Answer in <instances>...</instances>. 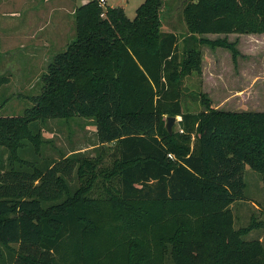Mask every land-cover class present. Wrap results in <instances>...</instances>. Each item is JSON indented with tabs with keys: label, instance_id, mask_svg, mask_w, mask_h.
<instances>
[{
	"label": "trees",
	"instance_id": "16d2710c",
	"mask_svg": "<svg viewBox=\"0 0 264 264\" xmlns=\"http://www.w3.org/2000/svg\"><path fill=\"white\" fill-rule=\"evenodd\" d=\"M164 1L144 0L132 20L98 0L77 7L41 94L22 116L0 115V264H264L262 241L242 239L264 221L234 229L230 209L246 167L264 189V112L216 110L204 94L203 111H181L200 45L238 56L235 43L196 36L264 34V0H182L180 52L161 30ZM72 117L91 119L111 151L41 161L40 123Z\"/></svg>",
	"mask_w": 264,
	"mask_h": 264
},
{
	"label": "rangeland",
	"instance_id": "374dc122",
	"mask_svg": "<svg viewBox=\"0 0 264 264\" xmlns=\"http://www.w3.org/2000/svg\"><path fill=\"white\" fill-rule=\"evenodd\" d=\"M88 1L65 0L64 5L58 6V0H0V74L9 78V83L0 89L2 117H20L33 105L32 99L41 94V78L47 66L75 38L74 10ZM105 2V7L122 8L125 16L132 20L144 0ZM181 6L182 0H165L160 11L161 30L173 32L179 37V52L183 47L182 39L187 36ZM33 32L36 33L35 38L29 36ZM196 37L210 41L226 39L235 43L238 56L234 61L225 48L200 45L201 74L193 72L184 79L181 111H203L199 95L204 94L216 110L264 112V34H207ZM175 118L172 130L178 131L180 117ZM40 126L41 161L56 160L70 155L71 151L97 159L100 153L111 151L112 144H98L91 119H49ZM24 156L31 160L26 152ZM111 162L112 159L105 155L99 167L104 169ZM243 180V198L230 206L234 229L247 227L251 218L257 222L264 221V189L259 175L246 167ZM242 239H259L264 246V226L253 229Z\"/></svg>",
	"mask_w": 264,
	"mask_h": 264
},
{
	"label": "water",
	"instance_id": "95a60500",
	"mask_svg": "<svg viewBox=\"0 0 264 264\" xmlns=\"http://www.w3.org/2000/svg\"><path fill=\"white\" fill-rule=\"evenodd\" d=\"M175 119H176L175 117H167L166 119V129L169 133L172 132V127L175 123Z\"/></svg>",
	"mask_w": 264,
	"mask_h": 264
},
{
	"label": "crops",
	"instance_id": "0c3cea01",
	"mask_svg": "<svg viewBox=\"0 0 264 264\" xmlns=\"http://www.w3.org/2000/svg\"><path fill=\"white\" fill-rule=\"evenodd\" d=\"M68 1V0H67ZM58 6H62V5H64V3H65V0H58ZM85 4V3H84ZM50 10H52V8H50ZM3 11H4V9H3ZM42 30V28H40V30L39 31H41ZM11 33V32H10ZM29 36H31V38H35L36 37V33L35 32H33V33H31V35H29Z\"/></svg>",
	"mask_w": 264,
	"mask_h": 264
},
{
	"label": "built area",
	"instance_id": "2783aa9c",
	"mask_svg": "<svg viewBox=\"0 0 264 264\" xmlns=\"http://www.w3.org/2000/svg\"><path fill=\"white\" fill-rule=\"evenodd\" d=\"M98 3H99V5H100L101 7L105 8V4H106L105 0H98ZM168 157H169V158H172L171 155H168Z\"/></svg>",
	"mask_w": 264,
	"mask_h": 264
}]
</instances>
